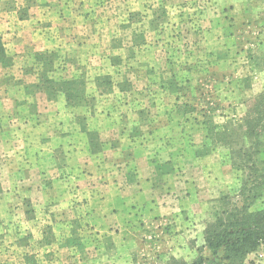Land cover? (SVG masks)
I'll list each match as a JSON object with an SVG mask.
<instances>
[{
	"label": "rangeland",
	"instance_id": "374dc122",
	"mask_svg": "<svg viewBox=\"0 0 264 264\" xmlns=\"http://www.w3.org/2000/svg\"><path fill=\"white\" fill-rule=\"evenodd\" d=\"M7 10L40 29L64 21L32 56L49 52L48 78L84 80L89 97L86 107L47 99L43 122L61 141L12 175L0 264H225L205 230L234 206L264 207V132L244 123L264 92V0H0L12 61L0 69L14 74L0 83L16 86L22 69L33 86L41 61L27 54L20 67L30 46L11 45ZM263 260L260 246L242 264Z\"/></svg>",
	"mask_w": 264,
	"mask_h": 264
},
{
	"label": "trees",
	"instance_id": "16d2710c",
	"mask_svg": "<svg viewBox=\"0 0 264 264\" xmlns=\"http://www.w3.org/2000/svg\"><path fill=\"white\" fill-rule=\"evenodd\" d=\"M22 19L21 16H18ZM35 61H41V70L36 74L35 83L30 86L28 83L17 80L16 86L21 87V95H34L35 91H41L46 96V99H54L57 93H62L66 105L79 106L89 97L86 94L84 80L76 78H63L60 81H54L47 76V65L51 62L49 52H39L35 54ZM12 65L11 57L7 56L6 50L0 38V66L3 68ZM25 75H33L32 70L23 72ZM100 78H96V82ZM107 80L105 84L110 86L109 78H101ZM100 79V80H101ZM101 87V83L96 85ZM32 88V89H31ZM31 90V91H30ZM119 91H124V88H119ZM251 108L245 116L244 123L248 128L250 135H257L258 131L264 132V92L253 98ZM87 104H84L83 107ZM85 117L82 118V121ZM82 131L86 132V128L82 127ZM218 130H210L213 133L215 142H218L220 132ZM87 144L92 152L100 151V140L95 132L87 131ZM230 142V141H229ZM257 153V150L253 152ZM243 196V193H242ZM248 197V195H244ZM257 195L252 194L251 199H256ZM254 201V200H253ZM250 204H241L234 206L232 209L220 212L214 225H209L204 232V242L206 248L212 256L218 259L219 262L225 264H242L245 257L255 251L260 246L264 247V207L253 211L248 210ZM214 226V227H213ZM192 264H200V259Z\"/></svg>",
	"mask_w": 264,
	"mask_h": 264
},
{
	"label": "crops",
	"instance_id": "0c3cea01",
	"mask_svg": "<svg viewBox=\"0 0 264 264\" xmlns=\"http://www.w3.org/2000/svg\"><path fill=\"white\" fill-rule=\"evenodd\" d=\"M34 6L36 5L34 4ZM47 7L49 8V6H46V8ZM30 10H33V8ZM4 12L9 13L4 16L5 19L2 20V23L3 26H5L4 33L8 32L7 35L8 37L10 36L9 39L12 41L11 45L18 46L20 43L24 42H20L21 40H25V43H28L27 45L30 46V51L27 53L23 52V56H21L24 59L20 58L22 65L24 62H28L27 58L29 55V61L32 60L33 63L35 60L32 56V52L37 50L46 51L47 47L45 44L50 43L51 38L55 39L53 30L63 28L64 21H62V23L60 22L62 26L56 25L58 26L56 27L52 23H45L41 25L42 27L40 29L38 28L39 24L31 21L30 18V20L19 19L15 14L17 13L15 10L14 15L8 10ZM43 13L48 12L46 11ZM34 38L41 40L43 38V47H38L37 45H40V40H36L38 42H35ZM30 41H32L33 44H29ZM15 42L19 43L15 45ZM26 66L23 65L20 67L25 68ZM19 71L21 73L20 78H22L24 73L22 69ZM0 73H2L1 75L3 77H5V75L10 76L9 79L13 81L11 75L14 74H11L12 71L7 72L5 69H0ZM20 88H16L15 85H10V83H8V85L0 83V203L2 200L4 203L10 201V191L7 192V189L16 186L15 182L17 180L12 176L16 169L19 166L20 168L25 166L26 163L32 164V159H36L38 156H41L39 162L40 165H42L43 155H46L48 151V142L57 140L59 144L61 141V138L57 135H49L47 133L48 128L46 129V127L48 125L43 122V119L46 118L43 113L51 106L50 101L46 99L44 93L36 91L35 101H25L27 99L23 97L25 95H20L22 99H18V96L14 95L15 90L22 92ZM33 108L35 109V113H30L29 110H33ZM262 264H264V260Z\"/></svg>",
	"mask_w": 264,
	"mask_h": 264
}]
</instances>
